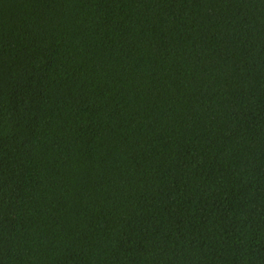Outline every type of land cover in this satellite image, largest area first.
I'll return each instance as SVG.
<instances>
[{
  "label": "trees",
  "instance_id": "16d2710c",
  "mask_svg": "<svg viewBox=\"0 0 264 264\" xmlns=\"http://www.w3.org/2000/svg\"><path fill=\"white\" fill-rule=\"evenodd\" d=\"M0 264H264V0H0Z\"/></svg>",
  "mask_w": 264,
  "mask_h": 264
}]
</instances>
